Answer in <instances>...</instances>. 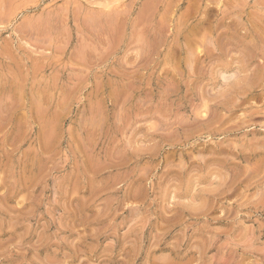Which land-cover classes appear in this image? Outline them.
Returning a JSON list of instances; mask_svg holds the SVG:
<instances>
[{
	"label": "rangeland",
	"instance_id": "rangeland-1",
	"mask_svg": "<svg viewBox=\"0 0 264 264\" xmlns=\"http://www.w3.org/2000/svg\"><path fill=\"white\" fill-rule=\"evenodd\" d=\"M0 264H264V0H0Z\"/></svg>",
	"mask_w": 264,
	"mask_h": 264
},
{
	"label": "bare ground",
	"instance_id": "bare-ground-1",
	"mask_svg": "<svg viewBox=\"0 0 264 264\" xmlns=\"http://www.w3.org/2000/svg\"><path fill=\"white\" fill-rule=\"evenodd\" d=\"M94 13V12H93ZM93 17V16H92ZM97 22V21H96ZM16 65V64H15ZM16 67V66H15ZM18 68V67H17ZM41 102V101H40Z\"/></svg>",
	"mask_w": 264,
	"mask_h": 264
}]
</instances>
